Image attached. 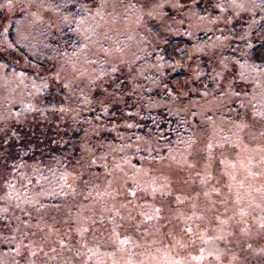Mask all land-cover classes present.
<instances>
[{"label": "trees", "instance_id": "obj_1", "mask_svg": "<svg viewBox=\"0 0 264 264\" xmlns=\"http://www.w3.org/2000/svg\"><path fill=\"white\" fill-rule=\"evenodd\" d=\"M91 1L83 0L76 3L78 9L64 11L53 2L50 7L58 13L56 21L32 22L29 29L19 27L28 16L21 7L0 30V67L17 75L14 84H22L19 100L0 107V252H11L7 264H37L41 257L56 264L58 249L44 251L34 242L42 234V222L51 226L48 229L66 223L61 236H67V230L79 223L77 217L86 218V210L80 207L94 200V175L107 173L110 179L147 161L176 154L179 160L185 150L194 154L191 142L210 132L208 126L215 123V115L224 116L219 135L227 138L225 142L230 135L241 138L244 134L253 142L251 131L228 125L233 117L230 110H246L253 121L252 132L264 137V120L259 115L264 113V11L259 7L242 12L227 8L228 25L193 30L181 10L165 6L163 12L172 20L171 26L149 20L148 28L158 36L157 42L122 63L89 49L109 20V15L95 18L87 14ZM216 2L219 0L210 1V5ZM203 8L206 16V4ZM2 9L0 1V21L6 12ZM216 13H212L215 18ZM224 36L228 38L225 44L200 45ZM118 43L121 41L106 38L103 42L115 48ZM73 65L78 72L73 71ZM113 67L118 70L113 72ZM102 72L107 74L92 83ZM229 79L234 81L231 88H249L258 99L225 102L227 97L219 98L228 90ZM67 82L71 88L64 87ZM215 101L222 107L214 111ZM250 194L255 200L262 196L253 189ZM184 213L185 222L173 226L174 232L194 225L195 217L186 210ZM169 220L161 230L165 235L172 229ZM261 234L255 241H240L230 247L229 240L213 236L208 228L200 239L202 255L221 254L212 259L214 264L217 260L220 264H264ZM119 237L111 247L95 242L81 252L98 264V251L112 249L109 255L116 257L118 244L127 249L123 258L139 264L136 255L138 258L140 251L134 248L133 237ZM21 248L28 251L25 258Z\"/></svg>", "mask_w": 264, "mask_h": 264}, {"label": "rangeland", "instance_id": "obj_2", "mask_svg": "<svg viewBox=\"0 0 264 264\" xmlns=\"http://www.w3.org/2000/svg\"><path fill=\"white\" fill-rule=\"evenodd\" d=\"M0 1L3 2L2 10L6 11L0 21L1 30L9 15L18 11L20 13L21 7L26 8L28 16L19 22V27L29 29L32 22L37 23L44 19L51 23L56 21L58 13L55 8L50 7L51 3H58L63 11L69 7L76 10L79 8L76 3L83 0ZM71 1L73 2L70 6ZM210 1L216 0H139L140 3H162L173 10H181L182 17H186L193 30L199 26L214 30L217 24L228 25L231 20L227 18V8L231 9L232 0H219L214 6L210 5ZM129 2L130 0H92V4L89 3L86 9L88 15L95 18L100 17V14L109 15V20L98 31L97 38L88 45L93 54L101 52L97 41L103 43L105 38L111 42L120 40L119 47L110 45V48L114 50L112 59L124 63L123 61L131 60L133 53L157 42L158 36L150 33L148 22L143 28H138L133 23L135 15L124 7ZM131 2L136 3V0ZM259 2L261 1L239 0L244 5L239 10H253V4L259 5ZM205 4V10H208L206 16L203 15ZM215 10L216 18L215 14L212 15ZM163 11L158 20L163 26L170 27L172 20L169 17V20L166 19ZM126 14L129 19H125ZM176 22L180 24L181 19ZM162 40L163 38L159 41ZM227 41L226 36L223 39L216 37L201 42L200 45L213 47ZM192 50L194 51L193 48ZM16 78L17 75L8 74L0 67V107L6 102L19 100V88L22 84H14L12 81ZM233 84L234 81L229 79L228 90L219 95V98L227 97L225 102L231 99L245 100L246 97L253 102L258 99L254 92L248 91L249 88L234 89L231 88ZM221 107L222 103L215 101L212 109L215 111ZM230 111L233 117L227 121L228 125L251 131L249 135L253 142L249 141L246 134L241 138L230 135L225 142L227 138L219 135L224 116L215 115V123L208 126L210 132L200 134L191 142L189 148H195L194 154L185 150L183 158L179 160L176 154L175 157L168 155L166 158L147 161L110 179H107V173L94 175L92 183L97 188V193L93 194L94 200L80 207V210H86V218L79 214V223H75L72 230H67V236H61L66 223L48 229L51 226L42 222L44 229L34 242H38L44 251L56 247L60 252L55 260L56 264H95L89 259L88 253L81 251L95 242L103 247H111V244L120 240L119 234L126 240L133 237L134 248L140 251L138 258L136 255L139 264H214L212 259L221 254L209 253L207 257L202 255L200 239L206 229L211 228L212 235L225 242L229 240L230 247L240 241L257 240L258 235L264 234V137L254 135V130L250 128L253 121L247 117L246 110ZM242 121L246 126L239 127ZM252 189L262 196L257 200L251 199ZM132 192L136 193L135 196ZM173 209L177 210L176 214H171ZM184 210L195 217V223L189 229L180 227L174 232L173 226L185 222ZM78 212L79 208L77 214ZM167 219L172 229L170 234L165 235L161 230L168 224ZM116 248L120 249L114 250L119 252L116 257L109 255L112 249L99 250L101 259L98 264H131L129 259L123 258L127 249L118 244ZM193 249H196L194 253ZM10 253L0 252V264L8 263ZM21 253L24 258L28 255L26 248H21ZM37 264H53V259L41 257ZM217 264H220L218 260ZM225 264L231 263L229 261Z\"/></svg>", "mask_w": 264, "mask_h": 264}, {"label": "snow or ice", "instance_id": "obj_3", "mask_svg": "<svg viewBox=\"0 0 264 264\" xmlns=\"http://www.w3.org/2000/svg\"><path fill=\"white\" fill-rule=\"evenodd\" d=\"M231 6L233 8H243L244 5L239 3V0H232V4ZM124 7L126 9H128L132 14L135 15V20L133 21V23H135V25L138 28H143L146 27L147 22L149 20H155L158 19L161 16L162 10L165 7L164 4L162 3H140L139 0H136V3H132L131 0L129 3L125 4ZM259 7L262 11H264V0H261V3L259 5H255L253 4V8ZM130 17L126 14L125 15V19H129ZM150 31V29H149ZM87 39L91 40V37H87ZM97 43L100 44V48L101 51L104 55V57L107 59L108 56L113 54V49L108 47H104V44L97 41ZM85 47H87V45H85ZM120 51L122 52L123 50L120 49ZM90 63H95V61H89ZM124 63H127V61H123ZM225 67H227L225 65ZM118 69L113 67L112 71L115 72ZM73 71H79L78 69L75 68V65H73ZM107 73L102 72L100 74L99 77L93 78L92 83H97V80L101 79L104 75H106ZM59 74H57L56 79H59ZM65 88H71V83L67 82L64 84ZM97 87H102L101 85L97 84ZM102 91L106 92V89H102ZM63 111V109H61ZM260 118L262 120H264V113L259 114ZM246 126L244 124V122L242 121L241 124L239 125V127H244ZM209 147H211V145H209ZM133 196H135V192L131 193ZM34 254V253H33Z\"/></svg>", "mask_w": 264, "mask_h": 264}]
</instances>
